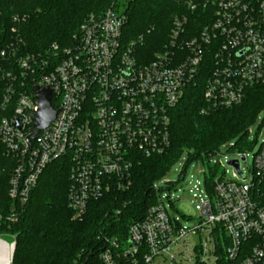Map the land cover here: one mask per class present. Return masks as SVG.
I'll return each instance as SVG.
<instances>
[{"label":"built area","instance_id":"2783aa9c","mask_svg":"<svg viewBox=\"0 0 264 264\" xmlns=\"http://www.w3.org/2000/svg\"><path fill=\"white\" fill-rule=\"evenodd\" d=\"M199 8L207 20L198 33L185 38L189 17H176L169 44L149 62L138 58L142 39L124 41L126 16L114 7L91 14L73 44L44 54L21 51V18L13 16L15 39L0 48V137L15 161L10 196L26 203L47 165L65 156L68 205L82 219L90 201L129 186L137 155L167 150L171 110L201 71L210 110L241 103L264 82V0H188L191 13ZM36 88L51 90L56 112L37 134ZM219 153L199 159L205 189L198 180L193 225L173 217L158 193L126 237L106 239L98 264H264V141L249 173L239 151L234 179L219 173Z\"/></svg>","mask_w":264,"mask_h":264},{"label":"trees","instance_id":"16d2710c","mask_svg":"<svg viewBox=\"0 0 264 264\" xmlns=\"http://www.w3.org/2000/svg\"><path fill=\"white\" fill-rule=\"evenodd\" d=\"M184 1L0 0V48L15 39L12 32L15 15L21 18L18 24V35L23 39L21 51L44 54L54 44L62 48L73 44L91 13L101 14L114 7L126 16L124 41L142 39L137 48L138 58L151 61V53L169 44L170 39L166 41L175 15L184 11L190 15L185 38L198 33L206 23H202L205 10L199 8L191 13L188 6L185 9ZM204 73L206 70L186 86L183 97L171 110L167 150L151 156L137 155L129 186L113 188L103 197L90 201L82 219H75L68 205L71 161L65 156L47 165L26 203L11 197L15 161L0 137V237L15 238L12 264H91L92 261L98 264L107 238L126 237L133 224L147 218L149 209L158 202L155 183L183 155H188L184 173L189 163L203 155L217 154L229 141L235 140L232 148L238 151L251 147L249 128L258 110L264 107V82L247 88L241 103L210 110L205 99ZM5 168H9L7 173H3ZM211 169L212 174L216 173L217 169Z\"/></svg>","mask_w":264,"mask_h":264},{"label":"rangeland","instance_id":"374dc122","mask_svg":"<svg viewBox=\"0 0 264 264\" xmlns=\"http://www.w3.org/2000/svg\"><path fill=\"white\" fill-rule=\"evenodd\" d=\"M184 5H185V9H187L186 7L188 6V0L184 1ZM186 13H187L186 11L182 13L180 12L179 14L175 15L173 19L178 16L181 17L183 15H186L189 17L190 20V15ZM206 15L207 14L204 13V19H203L204 21H202V23L206 22L207 20ZM197 25L198 23L196 24V26ZM199 27L200 26H198V28ZM172 29L170 30V33H168L169 35L166 43L170 39L169 37H171ZM164 50L165 49L162 47L161 49L154 51L153 53H151L150 58L154 59L156 54L163 52ZM263 120H264V107L258 110L257 114L253 119L254 123H252V125L249 128L248 140L250 142L251 147L245 150L247 161L244 163V171H246L247 173H249L254 168L255 155L259 151L260 146L264 141V127H262ZM234 143L235 140L229 141L228 143L222 145L220 148V153L215 157L216 162L219 163V173L225 172V176L232 179L235 178L236 170L232 165H229L228 162L234 159H238L240 156L239 151L232 148ZM184 156L185 159L181 161V159ZM187 160H188V155L187 154L183 155L178 160V162L169 170V172L163 178L158 180L155 184L156 187L162 188V191L161 192L159 191L158 193L160 196H162L165 199V204L167 205V209L169 210L171 215L173 217L181 218L182 223L184 225H193L199 217V211L196 208L197 199L195 198V193L200 194V190L196 191L195 185L197 184V181L200 180L202 183L201 189L202 190L205 189V173L202 168L203 167L202 162L199 160H194L191 163H189L185 178L181 179V173L182 170L184 169V165L187 162ZM8 169L9 168H5V170H3V173L5 172L7 173L9 171ZM169 181L176 182V187L168 189L165 186V182H169ZM9 194H10V190H9ZM168 195L170 197H168ZM169 200H172V202L174 203L171 204ZM184 215L190 217V219L184 218L183 217ZM6 239H7L6 242L8 243L9 241L11 242L10 244L16 243L14 236L0 237V240L2 241L3 240L5 241Z\"/></svg>","mask_w":264,"mask_h":264},{"label":"water","instance_id":"95a60500","mask_svg":"<svg viewBox=\"0 0 264 264\" xmlns=\"http://www.w3.org/2000/svg\"><path fill=\"white\" fill-rule=\"evenodd\" d=\"M35 90L37 91L40 106L35 122V134H37L40 130L45 129L50 125V123L55 119L56 112L53 110L51 105V90L45 89L43 91H38L37 88ZM229 164L232 165L237 171H240L241 166L236 160L229 161ZM169 184L171 185L172 183L170 182ZM14 246H16V243H14Z\"/></svg>","mask_w":264,"mask_h":264},{"label":"bare ground","instance_id":"6f19581e","mask_svg":"<svg viewBox=\"0 0 264 264\" xmlns=\"http://www.w3.org/2000/svg\"><path fill=\"white\" fill-rule=\"evenodd\" d=\"M7 240H0V264H11L14 253V243L10 244Z\"/></svg>","mask_w":264,"mask_h":264}]
</instances>
